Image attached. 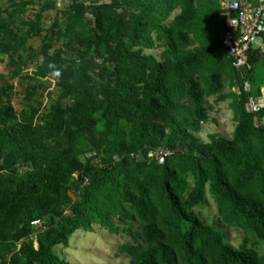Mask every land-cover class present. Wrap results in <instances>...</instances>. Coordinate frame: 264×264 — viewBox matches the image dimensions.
I'll use <instances>...</instances> for the list:
<instances>
[{"label": "trees", "instance_id": "obj_1", "mask_svg": "<svg viewBox=\"0 0 264 264\" xmlns=\"http://www.w3.org/2000/svg\"><path fill=\"white\" fill-rule=\"evenodd\" d=\"M56 2L0 6V264H65L55 247L94 225L132 237L129 264H264V108H246L262 57L231 66L219 0ZM209 97L230 100V138L195 134Z\"/></svg>", "mask_w": 264, "mask_h": 264}, {"label": "rangeland", "instance_id": "obj_2", "mask_svg": "<svg viewBox=\"0 0 264 264\" xmlns=\"http://www.w3.org/2000/svg\"><path fill=\"white\" fill-rule=\"evenodd\" d=\"M37 2L38 0H33V3L27 6L25 17H33V14L38 9ZM69 2L70 0H57L56 4L58 8H62L69 4ZM8 3L9 0H0V6L2 7L8 5ZM174 12L170 14L169 18ZM53 17V11L44 12V25L48 26L52 22ZM260 40V37H257L252 43V46L254 47L255 43ZM30 42L34 47L40 45L39 38H34L30 40ZM146 52H152L158 56L160 49L147 50ZM31 70L32 68H28L24 72L28 71L29 73ZM0 72L6 73L5 62L0 63ZM249 80L251 83L264 81L263 64H259L252 70ZM13 85L14 89L12 90L11 101L12 104L17 107L22 94L15 81H13ZM51 89H54L53 81L48 90ZM208 101L213 105L212 109L209 111L211 120L202 124L200 131L195 134L201 141H207L208 135L213 133L230 138L235 125L232 117V110L229 107L230 100L227 99L216 103L214 97H209ZM155 155L160 158L158 153ZM207 199V205L202 209V212L207 217V222L212 223L217 216L210 197L207 196ZM225 237L231 245L236 247L241 242L243 235L235 229L225 228ZM126 242H132V237L128 233L122 231L120 234H113L108 232L105 228L94 225L92 231L76 230L69 237L68 245L66 247L56 246L55 251L62 257L65 264H129V256L120 250V245Z\"/></svg>", "mask_w": 264, "mask_h": 264}, {"label": "built area", "instance_id": "obj_3", "mask_svg": "<svg viewBox=\"0 0 264 264\" xmlns=\"http://www.w3.org/2000/svg\"><path fill=\"white\" fill-rule=\"evenodd\" d=\"M226 19L227 31L223 39V46L228 51L231 66L242 72V67L248 64V51L257 37L264 39V0H258L254 5L244 0H219ZM236 93L248 92L250 83L245 80L242 88L235 87ZM246 108L249 112L258 113L264 108V92L260 96L248 98ZM259 123L264 126V116ZM165 153H159V160H163ZM38 221H34L36 224Z\"/></svg>", "mask_w": 264, "mask_h": 264}, {"label": "crops", "instance_id": "obj_4", "mask_svg": "<svg viewBox=\"0 0 264 264\" xmlns=\"http://www.w3.org/2000/svg\"><path fill=\"white\" fill-rule=\"evenodd\" d=\"M244 1H246L252 5H254L258 2V0H244ZM219 4H220V2H219ZM260 39H261L260 41L255 43L254 47L251 45V48H252V50H256L257 54L262 57V59L259 61V64L264 65V39L262 37H260ZM248 70H249V68H248ZM260 90H261V92H264V84L260 87Z\"/></svg>", "mask_w": 264, "mask_h": 264}, {"label": "water", "instance_id": "obj_5", "mask_svg": "<svg viewBox=\"0 0 264 264\" xmlns=\"http://www.w3.org/2000/svg\"><path fill=\"white\" fill-rule=\"evenodd\" d=\"M242 71L244 72L245 75L248 74V68L246 66L242 67Z\"/></svg>", "mask_w": 264, "mask_h": 264}]
</instances>
